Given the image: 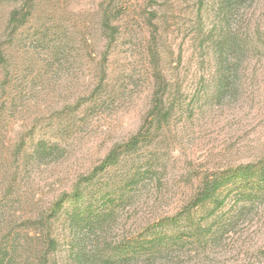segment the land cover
Wrapping results in <instances>:
<instances>
[{"label": "rangeland", "instance_id": "1", "mask_svg": "<svg viewBox=\"0 0 264 264\" xmlns=\"http://www.w3.org/2000/svg\"><path fill=\"white\" fill-rule=\"evenodd\" d=\"M221 3L1 1L0 35L10 61L0 67V83L8 76L12 85L25 88L14 105L9 103L0 112V134L7 136L1 150L5 155L15 151L17 133L32 128L36 135L59 143L61 151L45 161L25 163L14 157L2 161L0 199L9 201L11 207L4 209L0 227H6L7 221L14 223L22 242L32 236L35 229L25 224L27 217L18 200L39 195L46 205L72 191L114 143L139 129L155 89L153 50L159 53L160 69L172 83L171 97H184L187 104L195 99V108L184 112L177 108L170 127L141 152L158 154L160 177L120 214L107 234L102 232L103 237L120 240L155 218L174 215L189 202L208 172L264 158V49L250 53L244 63L238 95L217 103L209 86L216 62L209 43L201 49L205 34H200L220 23ZM16 8L32 14L15 31L8 24ZM107 21L112 30L104 28ZM237 22L243 34L255 39L257 27L264 31V0L243 5ZM204 79L208 93L198 100L194 93ZM5 99L1 93L0 106H5ZM30 145L28 140V152H32ZM12 184L14 190L8 193ZM198 215L207 214L200 211ZM61 225V244L52 264H70L67 232ZM205 225L213 230L200 242L188 243L151 264H264V202L228 201ZM25 243L18 248V260L28 256L27 243L36 246L31 240Z\"/></svg>", "mask_w": 264, "mask_h": 264}, {"label": "trees", "instance_id": "2", "mask_svg": "<svg viewBox=\"0 0 264 264\" xmlns=\"http://www.w3.org/2000/svg\"><path fill=\"white\" fill-rule=\"evenodd\" d=\"M251 1L253 0H222L219 9L222 20L214 24L208 32L200 34H205L200 43L201 49L209 43L216 62L209 86L213 89V98L217 103L239 94L244 63L250 53L264 49V31L261 27L255 30V40L243 34L242 26H238L237 16L243 5ZM31 14L30 11L24 12L20 8L14 9L10 14L9 28L16 31ZM110 26V21L104 23L105 29L112 30ZM5 44L0 35V67L8 65L10 61ZM152 55L155 89L150 108L139 129L129 138L114 143L100 164L83 175L72 191L63 192L46 205L39 195L32 198L21 197L18 202H21V211L27 217L25 224H29L35 232L32 236L25 237L22 242L14 223L8 224L7 221L6 227H0L3 230L0 235V264L56 262L55 254L61 244L59 222L67 232L70 264H151L188 243L200 242L201 237L213 230L205 225L208 217L222 210L228 201L264 202L262 158L256 162L204 174L189 202L174 215L155 218L142 227H136L132 233L120 240L109 241L103 237L102 232L107 234L120 218V214L133 206L147 186L160 177V172L157 171L158 154L142 155L141 152L170 127L177 108L182 112L195 108V99H190L187 104L182 95L181 98L171 97L172 83L160 69V55L156 50L152 51ZM7 88L11 89L6 91ZM24 90L19 83L12 85V80L6 76L0 83V95L2 93L6 97L5 106H0V112L9 103L14 105ZM207 90L208 85L204 79L199 83L194 96L199 100L204 93H208ZM16 137V150L5 155L1 147L4 146L7 136L0 134V165H3L4 160L7 162L13 157L17 161L22 159L25 163L30 159L45 161L61 151L59 143L49 142L45 136L36 135L32 128L28 133L19 131ZM28 140L32 152L26 150ZM12 178L15 181L18 177ZM13 190L12 184L7 192L12 193ZM2 200L0 199V222L5 219L4 209L11 207L5 197V201ZM200 211L207 215L199 216ZM26 240L34 241L36 246L27 243L29 248H26L30 251H25L28 256L18 260V248L26 246Z\"/></svg>", "mask_w": 264, "mask_h": 264}]
</instances>
